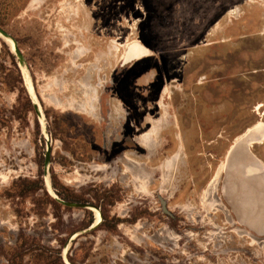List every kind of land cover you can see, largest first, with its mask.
I'll use <instances>...</instances> for the list:
<instances>
[{
	"label": "rangeland",
	"instance_id": "374dc122",
	"mask_svg": "<svg viewBox=\"0 0 264 264\" xmlns=\"http://www.w3.org/2000/svg\"><path fill=\"white\" fill-rule=\"evenodd\" d=\"M80 1L0 0L45 117L0 38V264H60L65 251L72 264H264V228L236 212L225 172L222 205L203 197L235 137L264 121V0ZM129 39L151 55L122 64L115 45ZM158 120L149 151L138 138ZM253 151L264 162V142ZM47 169L73 202L107 191L91 198L107 221L86 227L93 212L54 199Z\"/></svg>",
	"mask_w": 264,
	"mask_h": 264
},
{
	"label": "bare ground",
	"instance_id": "6f19581e",
	"mask_svg": "<svg viewBox=\"0 0 264 264\" xmlns=\"http://www.w3.org/2000/svg\"><path fill=\"white\" fill-rule=\"evenodd\" d=\"M79 2L81 5H83L85 7L84 2L82 3L80 0H79ZM0 38H2L3 41H5V43L9 47L10 51L14 54L15 53L14 41H12L11 39H9L7 37H4L1 34H0ZM115 51L118 52V54H119L118 57L121 56L120 57L121 62L124 65L131 63L134 60L144 59V58L149 57L151 55L150 49L145 44H143L140 40H137V39H133V40L129 39L128 41L125 42V44L116 43ZM81 54H82V56L85 57V51L84 50H81ZM20 71H21V74L23 76V79L25 82V87L27 88V92H28L32 102L35 103L36 105H38V109H40V111H42V115L40 114L39 116H41V119H43V122L45 123V117H43V115H44L43 104L41 102L40 97L38 96V93H37L36 87L33 83L32 77L30 79V75L27 71V68L22 63H20ZM167 90L168 89L165 88L164 92H166ZM98 91L99 90H97V92ZM160 104H161V108L163 109V111H165V113H167L168 110L166 109L164 102L161 101ZM255 110L258 112V114L260 116H264V103H261V102L258 103ZM153 123L154 124L152 126H153L154 130H156V126L159 125V121H153ZM154 132H153V130L147 131L146 133H144L141 136V141L143 142L145 147H147L151 150H154L155 149L154 147H156V145H157L156 137L153 135ZM238 136L235 137V141H237L238 143L240 142L241 145L249 147L251 150H253V147L255 144H260V143L264 142V121L259 119L258 121H256V123L254 125L247 127ZM237 137H238V139H237ZM179 156L180 155H179V151H178L174 155H172L171 157L166 159L164 162V165L166 167L171 168V166H173L176 163ZM254 161L256 162V164L251 162L249 164H246V166H244V168H241V167L234 164L233 167L229 166V170H228V165H226L225 161H223L220 164L216 174L212 177V179L208 183V186L205 187V189L203 191V197H207V196L212 195V196H214L213 197L214 203L217 206L222 205V202L219 200L220 198L218 196L217 188L219 185L221 173L224 172L225 170H227L228 174H227V177L225 179L224 186H223V191H224L225 195L226 194H234V196L236 195V200L232 201V205L235 208L236 212L239 213L241 211L240 209H242V211L245 210L244 212L249 213L251 208L249 206V198H248V195L246 193V191L248 189L246 187H248L249 180H248V176H245V177H247V178H245L243 175H255V174H260V173L264 174V162H262L258 156L254 158ZM45 178H46V186L48 187V192L50 194H52L54 198H56L57 195L54 193V190L51 187V179L49 178L48 175H45ZM244 182H245V185H244ZM144 187L146 190H148V185L144 186ZM238 200H240V202ZM242 200H244V202H242ZM90 209L94 215V224L92 223L93 225L91 227H96L97 225H99L102 222V214H101V211L95 207H90ZM261 216H263V215H261ZM262 222H263V219H262ZM254 226H258V228L259 227L264 228V226L257 225L256 223ZM247 234H248V232H247ZM248 235H250V234H248ZM65 250H67V249H65ZM67 262L69 264H72L68 259H67Z\"/></svg>",
	"mask_w": 264,
	"mask_h": 264
},
{
	"label": "water",
	"instance_id": "95a60500",
	"mask_svg": "<svg viewBox=\"0 0 264 264\" xmlns=\"http://www.w3.org/2000/svg\"><path fill=\"white\" fill-rule=\"evenodd\" d=\"M0 34L3 35L4 37H7V38L11 39L12 41H14V44H15V53L14 54H16L17 58L19 59V66H20V63H22L27 68V71H28V73L30 75V79H31L30 66L27 63V61L23 55L22 50L19 48L17 40L14 39V37L9 32H7L2 26H0ZM33 104H34V107L37 110L38 114L42 115V111H40V109H38V105H36L35 103H33ZM43 117H44V115H43ZM51 152H52V145H51V142H49V140L47 139V149H46V156H45L47 165L49 163V156H50ZM255 155L256 154L249 147L243 146L240 144V142L238 143L237 141L234 140L233 143L229 146V148L227 150V153L225 156V163H226V165H228V170H229V166L233 167L234 164L241 167V168H244V166H246V164H249L251 162L256 164V162L254 161V158L257 157V155L256 156ZM224 172H225V177H227L228 171L225 170ZM45 175H48L50 178L48 169H47ZM243 176L244 177L248 176V180H249L248 187H246V188H248L246 193H247L248 198H249L250 208H253L254 205H256L260 202L262 205V209H263V211L262 210L260 211V214H264L263 213L264 212V174L260 173V174H255V175H243ZM245 178H247V177H245ZM245 182H244V185H245ZM54 193L57 195V197L55 199L58 202L66 205V206L86 208L89 210H91L90 207H95L94 205L90 204L89 202L65 201L58 196L56 191H54ZM160 198H161V203H162L164 211L166 213L171 214V212L169 211V209L167 207V201L165 199H163L162 197H160ZM95 208H97V207H95ZM97 209H99V208H97ZM93 224H94V222H93ZM62 257H63L64 263L69 264L67 262L68 258H67L66 252L62 255Z\"/></svg>",
	"mask_w": 264,
	"mask_h": 264
},
{
	"label": "trees",
	"instance_id": "16d2710c",
	"mask_svg": "<svg viewBox=\"0 0 264 264\" xmlns=\"http://www.w3.org/2000/svg\"><path fill=\"white\" fill-rule=\"evenodd\" d=\"M29 103L31 104L30 106L33 108L34 104L32 105L30 100H29ZM22 183H23L22 184V188H20V191L18 192V195H21V196H26L25 194H27L29 192H33L34 193L35 191H37L40 188L45 189L44 180L40 181V182H38V181H24ZM54 190L56 191V193L58 194V196L61 199L65 200V201H73V199H71L70 196L68 194H66L65 192H63L59 187L54 188ZM94 197L97 198L98 201H100V200L108 201V194H107V191H105V190L102 191L100 194H95L93 196H90L89 198H85V199H82V200H79V201L89 202L90 204H94L91 201V198H94ZM74 201H78V200H74ZM100 211H101V214H102V222H101V224H103V223H105L107 221V219L109 218V215H108L107 211L103 208V206H100ZM88 214H89V220H88V222L86 224V227L87 226H91L92 223L94 222V215L91 212H88ZM118 222H119V219L114 220V222H113L114 226H116ZM67 256H68V260L71 263H75L76 262L70 255H67ZM59 260H60V264H64V262L61 259V256H60Z\"/></svg>",
	"mask_w": 264,
	"mask_h": 264
},
{
	"label": "flooded vegetation",
	"instance_id": "af4514ba",
	"mask_svg": "<svg viewBox=\"0 0 264 264\" xmlns=\"http://www.w3.org/2000/svg\"><path fill=\"white\" fill-rule=\"evenodd\" d=\"M166 88H167V87H166ZM167 89H168V88H167ZM161 101H162V100H161ZM161 101H160V102H161ZM162 102H163V101H162ZM160 107H161V105H160ZM158 121H159V125L156 126V130H154V128H153V126H152L150 129H148V130H146V131L140 133L138 139H139V141H140V144H141L143 147H145V145H144L143 142L141 141V136H142L144 133H146L147 131H151V130H153V132L155 131V132L153 133V135L156 137V140H157V138H158V127H160L161 120H158ZM255 123H256V122H255ZM255 123H254V124H255ZM254 124H252V125H254ZM252 125H251V126H252ZM249 127H250V126H249ZM238 137H239V136H238ZM238 137H237V139H238ZM178 139L182 142V134H178L177 140H178ZM237 139H236V140H237ZM145 148H146L147 150H149V151H154V150H155V149H154V150H151V149H149V148H147V147H145ZM154 148H156V147H154ZM177 152H178V151H177ZM179 155H180V156L178 157L177 161L181 158V151H179ZM177 161H176V163H177ZM222 162H223V161H222ZM222 162H221V163H222ZM176 163H175V164H176ZM221 163H220V164H221ZM175 164H174L173 166H171V168L174 167ZM220 164H219V166H220ZM219 166L217 167L216 172H217ZM216 172L213 174V176L216 174ZM213 176H212V177H213ZM211 179H212V178H211ZM209 182H210V181H209ZM209 182H208V183H209ZM207 186H208V184H207ZM238 201L240 202V200H238ZM238 201H237V202H238ZM242 202H244V200H242ZM239 209H240V208H239ZM240 210H241V211H240L239 213H241V214L243 213V214L246 216V218H245V216H244L243 219H244L245 221H247L249 224H252V225L254 226L255 223H256L257 225L264 226V214H263V216H261V215H257V214L254 215V212H253L252 210H250L249 213L244 212L245 210H243V211H242V209H240ZM262 219H263V222H262ZM258 222H259V223H258ZM254 227H255V228H258V226H254ZM259 228H260V227H259Z\"/></svg>",
	"mask_w": 264,
	"mask_h": 264
}]
</instances>
